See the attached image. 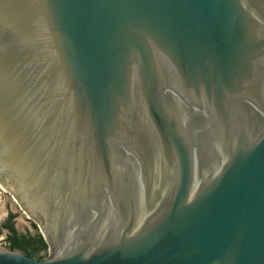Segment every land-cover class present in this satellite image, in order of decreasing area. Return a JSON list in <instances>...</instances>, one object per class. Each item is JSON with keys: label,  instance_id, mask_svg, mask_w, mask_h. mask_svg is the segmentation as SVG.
Instances as JSON below:
<instances>
[{"label": "water", "instance_id": "1", "mask_svg": "<svg viewBox=\"0 0 264 264\" xmlns=\"http://www.w3.org/2000/svg\"><path fill=\"white\" fill-rule=\"evenodd\" d=\"M0 183V264H264V0H0Z\"/></svg>", "mask_w": 264, "mask_h": 264}, {"label": "rangeland", "instance_id": "2", "mask_svg": "<svg viewBox=\"0 0 264 264\" xmlns=\"http://www.w3.org/2000/svg\"><path fill=\"white\" fill-rule=\"evenodd\" d=\"M15 199L16 198L6 190L4 185L0 183V209L2 210H0V217H2L3 215H7L9 211H12L13 217H15L13 222L15 223V227L19 234H42L43 231L39 222L33 219L29 215V213L23 207H21L17 199ZM33 225H36L37 228H34ZM8 236L9 235L6 230L3 231L2 229H0V245L9 248L10 244L7 240ZM49 246L52 251V247L50 244ZM43 254L45 255V253Z\"/></svg>", "mask_w": 264, "mask_h": 264}, {"label": "trees", "instance_id": "3", "mask_svg": "<svg viewBox=\"0 0 264 264\" xmlns=\"http://www.w3.org/2000/svg\"><path fill=\"white\" fill-rule=\"evenodd\" d=\"M33 226L37 228L36 225ZM9 229L11 233L7 240L10 244V249L21 251L28 256L40 260L46 259L49 246L41 233H36L35 235L19 234L14 226H10Z\"/></svg>", "mask_w": 264, "mask_h": 264}, {"label": "bare ground", "instance_id": "4", "mask_svg": "<svg viewBox=\"0 0 264 264\" xmlns=\"http://www.w3.org/2000/svg\"><path fill=\"white\" fill-rule=\"evenodd\" d=\"M13 180H11V182L9 183V188L16 193L17 195H19L20 199L22 200V202L25 204L26 208L32 213L35 214V212H37L36 210H34L28 200V197L23 189V187L21 186V184L19 183V181L16 179L15 176ZM16 200V199H15ZM3 206V205H2ZM4 207V206H3ZM1 210V209H0ZM2 211V210H1Z\"/></svg>", "mask_w": 264, "mask_h": 264}, {"label": "flooded vegetation", "instance_id": "5", "mask_svg": "<svg viewBox=\"0 0 264 264\" xmlns=\"http://www.w3.org/2000/svg\"><path fill=\"white\" fill-rule=\"evenodd\" d=\"M0 219H1L0 220V229H2L3 231L6 230L8 232V235H10L11 232H10L9 227L14 226V228L16 229L15 223L13 222L15 217H13L12 211H9L7 215H3L2 217H0ZM16 231H17V229H16ZM48 246H49V243H48ZM52 252H54L53 248L51 251L50 246H49L46 258H49L50 256H52V254H53Z\"/></svg>", "mask_w": 264, "mask_h": 264}, {"label": "built area", "instance_id": "6", "mask_svg": "<svg viewBox=\"0 0 264 264\" xmlns=\"http://www.w3.org/2000/svg\"><path fill=\"white\" fill-rule=\"evenodd\" d=\"M0 246H2V245H0ZM5 247V246H4Z\"/></svg>", "mask_w": 264, "mask_h": 264}]
</instances>
